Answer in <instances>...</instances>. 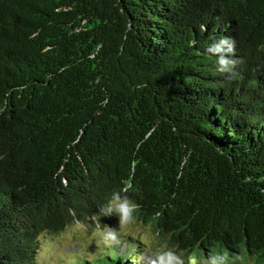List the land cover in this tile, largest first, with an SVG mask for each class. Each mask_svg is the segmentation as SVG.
<instances>
[{
	"label": "trees",
	"instance_id": "trees-1",
	"mask_svg": "<svg viewBox=\"0 0 264 264\" xmlns=\"http://www.w3.org/2000/svg\"><path fill=\"white\" fill-rule=\"evenodd\" d=\"M114 191L186 261L264 264V0H0V264L114 223ZM120 237L67 264H137Z\"/></svg>",
	"mask_w": 264,
	"mask_h": 264
},
{
	"label": "clouds",
	"instance_id": "clouds-1",
	"mask_svg": "<svg viewBox=\"0 0 264 264\" xmlns=\"http://www.w3.org/2000/svg\"><path fill=\"white\" fill-rule=\"evenodd\" d=\"M206 51L217 57L218 72L229 74V78L236 75L235 65L240 61L232 58L235 56V41L233 39L229 37L214 39ZM136 211V203L127 195H122L120 191H114L107 204L101 206L103 216L115 215L118 217L119 229L134 222ZM96 235L106 247L110 248L120 243V232L117 227L105 224L102 228H98ZM153 255L152 264H186L185 258L166 244L156 249ZM187 264H251V262L240 255L229 257L222 251L213 250L209 252L206 259H200L195 255L189 257Z\"/></svg>",
	"mask_w": 264,
	"mask_h": 264
},
{
	"label": "rangeland",
	"instance_id": "rangeland-1",
	"mask_svg": "<svg viewBox=\"0 0 264 264\" xmlns=\"http://www.w3.org/2000/svg\"><path fill=\"white\" fill-rule=\"evenodd\" d=\"M106 224L117 227L120 235L122 233H130L138 239L145 241L148 246V251H144V253L139 255V262L137 264H152L154 260L153 253L161 246H159L157 236L149 224H145L136 218L133 223L126 225L123 229H119L118 220L112 224ZM98 228L100 227L97 225L89 228L85 227L82 223H74L56 236L47 235V237L42 238L38 253L39 264H67V261L71 259L72 256L77 260H82L84 256L92 257V255L96 256L95 258L103 257V253L108 251L109 247H106L97 237L96 232ZM124 239L125 238L120 237V249L122 252L128 248ZM178 253L182 254V252ZM247 260H249L251 264H256L251 259Z\"/></svg>",
	"mask_w": 264,
	"mask_h": 264
}]
</instances>
